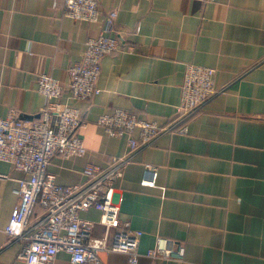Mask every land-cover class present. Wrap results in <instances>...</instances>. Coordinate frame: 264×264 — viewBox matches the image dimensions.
<instances>
[{
    "label": "crops",
    "instance_id": "crops-1",
    "mask_svg": "<svg viewBox=\"0 0 264 264\" xmlns=\"http://www.w3.org/2000/svg\"><path fill=\"white\" fill-rule=\"evenodd\" d=\"M116 10L119 50L101 59L98 94L59 100L79 108L85 123L82 157L53 155L47 167L62 185L83 182L87 164L102 168L125 154L126 136H108L97 117L115 108L167 123L176 112L184 67L215 68L220 93L172 130L136 149L117 180L121 220L142 231L134 264H264V0H97ZM63 0H0V116L15 110L39 118L46 98L36 78L47 73L67 85L68 67L101 20L77 21ZM22 174L0 162V264L16 259L19 240L4 229ZM36 211H40L39 206ZM102 237L100 212L80 213ZM113 229L109 230L111 233ZM158 237L183 244L181 261L144 255ZM104 264H130L126 254L99 252ZM52 264H74L67 252Z\"/></svg>",
    "mask_w": 264,
    "mask_h": 264
},
{
    "label": "built area",
    "instance_id": "built-area-1",
    "mask_svg": "<svg viewBox=\"0 0 264 264\" xmlns=\"http://www.w3.org/2000/svg\"><path fill=\"white\" fill-rule=\"evenodd\" d=\"M62 12L77 21L101 20V29L87 38L81 58L68 67L66 86L47 73L37 76L36 91L46 98L38 119L22 120L13 109L0 116V162L22 174L14 189L17 201L4 231L8 239L20 241L16 259L22 264H52L60 251L67 252L74 264H104L101 251L126 254L128 262L134 264L141 255L137 246L142 231L120 219L116 182L136 149L151 144L162 133L184 132L185 120L221 92L215 86L216 70L195 63L185 65L176 112L165 124L121 108L99 115L96 123L108 136H126L125 154L112 156L106 168L87 164L83 182L62 185L47 169L51 157H82L87 149L79 132L85 125L80 109L59 98L64 89L75 100L98 94L101 59L119 50L113 34L116 10L102 12L97 0H63ZM89 208L100 212L99 223L105 228L102 237L92 236L93 222L80 216ZM184 252L182 243L158 237L144 255L181 261Z\"/></svg>",
    "mask_w": 264,
    "mask_h": 264
}]
</instances>
